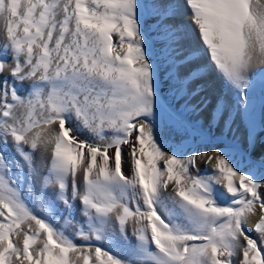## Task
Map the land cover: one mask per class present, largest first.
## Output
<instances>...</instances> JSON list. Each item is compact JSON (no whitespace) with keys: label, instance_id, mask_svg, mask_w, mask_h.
Masks as SVG:
<instances>
[{"label":"snow or ice","instance_id":"6c2138e0","mask_svg":"<svg viewBox=\"0 0 264 264\" xmlns=\"http://www.w3.org/2000/svg\"><path fill=\"white\" fill-rule=\"evenodd\" d=\"M183 6L0 0V264H264V10Z\"/></svg>","mask_w":264,"mask_h":264},{"label":"bare ground","instance_id":"6f19581e","mask_svg":"<svg viewBox=\"0 0 264 264\" xmlns=\"http://www.w3.org/2000/svg\"><path fill=\"white\" fill-rule=\"evenodd\" d=\"M142 1H143L142 3H145V1H147L146 4H149V5H151L153 2H155V3H160V4H170L173 6L174 5L179 6L178 7V15L175 17L174 20L169 21V22L181 25L183 27V29L186 31L187 35H186V37L182 43V47H183L184 51L187 52L192 48H202L203 47V45L200 41V38L196 32V29H195L194 25H192L191 12L187 7L183 6L184 0H142ZM254 2H257L258 6L262 10H264V0H254ZM145 27L147 28V30L149 32L153 31V29L155 27L153 20L147 14L145 17ZM153 35H154V33H153ZM2 43H3V41H2V39H0V45H2ZM154 51L157 54H159V51H160V45L159 44L154 43ZM199 62L204 63V64L208 63L209 61H208L207 55H202ZM160 75H161V73H160ZM161 79L164 81V85L166 87L168 85L167 78H163L161 76ZM201 86L204 89V91L202 92V96L207 97L209 107L211 106L212 103L215 102V99L218 95L223 94L226 98H229V99L231 98V94L228 92L227 89H225L223 87V82L220 79V77L216 74L215 70H213L203 81H201ZM199 99H200V97H198L197 100H194L193 103H196ZM253 99H254V103L256 106V112H257V117H258L261 104L264 103V95H262V93H261L259 80H257V87L255 90V95H254ZM202 119H203V117H202ZM262 138H263V135L258 137V142L256 144V153L257 154L262 152L261 149H264V143L261 142ZM258 143H259V145H258ZM126 148L127 147H125L124 154H123V170H124L125 174H130L131 173V162H130V158L128 155V150ZM247 163L248 162L246 160H244L241 164V167H246ZM203 167L204 166L202 165V170H203ZM208 168L210 170L211 165H209ZM253 219H255V218H253ZM250 231H251V229H250ZM77 243H79V241H77Z\"/></svg>","mask_w":264,"mask_h":264},{"label":"rangeland","instance_id":"374dc122","mask_svg":"<svg viewBox=\"0 0 264 264\" xmlns=\"http://www.w3.org/2000/svg\"><path fill=\"white\" fill-rule=\"evenodd\" d=\"M141 2H143L142 0H141ZM147 1H145V3H146ZM175 6V5H174ZM177 6V5H176ZM149 33H153V31H150ZM160 73H161V76L163 77V78H167V75H166V70H165V67L163 66V65H161V69H160ZM168 86V85H167ZM167 86L165 87V91H167ZM25 87H27V84L25 85ZM257 142H258V140H257ZM261 142H263L264 143V135H263V138L261 139ZM260 143V142H259ZM259 143H258V145H259ZM127 149V148H126ZM261 151H264V149H261ZM247 161V160H246ZM248 162V161H247ZM254 235H253V234ZM251 235L253 236V237H256V233L255 232H251Z\"/></svg>","mask_w":264,"mask_h":264}]
</instances>
